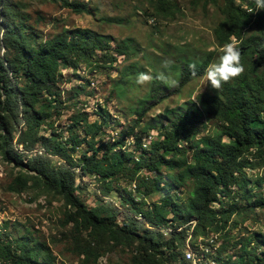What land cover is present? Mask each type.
<instances>
[{
    "label": "trees",
    "instance_id": "16d2710c",
    "mask_svg": "<svg viewBox=\"0 0 264 264\" xmlns=\"http://www.w3.org/2000/svg\"><path fill=\"white\" fill-rule=\"evenodd\" d=\"M51 1L73 12L87 11L85 5L69 0ZM200 1L205 9L214 6L222 15L214 30L218 49L231 35L238 37L244 73L214 94L198 97L199 104L190 101L142 126L167 97L166 91L179 94L219 59V50L203 56L180 53L178 63L163 72L174 73L177 81L168 86L155 73L150 93L133 113L137 115L133 126L105 144L101 135L110 117L105 110L97 113L101 119L96 121H90L87 112L75 111L69 118L68 136L59 129L57 122L69 109L62 97L63 70L82 65L101 69L116 63L119 56L134 50L133 41L114 49L112 38L88 28H64L45 37L31 21L28 2L0 0V161L13 167L6 189L62 202L63 235L81 264H97L117 251L130 253V264H199L188 246L190 237L221 235L230 225L236 226L235 217L248 221L258 210L264 211V175L250 176L264 169V13L256 9L255 0ZM153 7L159 16L174 17L179 11L173 0H154ZM252 26L257 32L247 35ZM193 64L196 76L189 67ZM209 122L214 125L211 129ZM138 128L141 134H136ZM155 130L158 135L148 144L146 139ZM129 137L135 139L133 150L127 146ZM84 145L88 150L76 158ZM86 177L100 184V203L93 208L79 196L82 188L77 179ZM123 182L130 192L122 211L104 198ZM155 195L161 197L151 202ZM192 221L195 226L189 225ZM4 230L0 226V264H58L59 257L46 239H13ZM234 244L240 247L235 264H264V233ZM224 250L223 245L217 249L214 264H232V257L225 261L220 255ZM189 252L191 258L186 257ZM200 254V264H210L211 254Z\"/></svg>",
    "mask_w": 264,
    "mask_h": 264
},
{
    "label": "rangeland",
    "instance_id": "374dc122",
    "mask_svg": "<svg viewBox=\"0 0 264 264\" xmlns=\"http://www.w3.org/2000/svg\"><path fill=\"white\" fill-rule=\"evenodd\" d=\"M25 1L29 3L27 12L31 16L32 23L37 25L45 37L49 34H57L64 28H88L95 33L112 38L114 49L119 43L133 41L134 50L126 56H119L116 63L105 64L101 69L82 65L77 70H63L65 81L61 87L66 93L62 97L69 109L64 111L57 125L59 129L66 132V137L68 136L66 129L70 124L69 118L75 111L87 112L90 121H96L101 119L97 113L105 110L109 112L110 117L101 138L105 144L113 143L114 140L128 133L133 126V121L137 118V115L133 113L153 86L152 81L145 85L136 83L139 71L150 72L154 76L155 73L161 74L167 70V67H164L165 61H170V65L178 63L177 58L181 54L195 53L203 56L216 50H219V56L221 53L216 44L214 30L220 24L222 15L214 6H208L205 9L200 0H173L179 8L174 17L156 15L153 7L154 0H69L70 3L87 7V11L81 13L73 12L64 7L61 2ZM260 11L264 13V9ZM108 19H118L121 23H110ZM254 32H257V28L252 26L248 29L247 35ZM128 74L132 78H127ZM164 75L174 83L177 81L174 73L166 72ZM119 92L123 93L122 97L119 96ZM215 92L216 90L212 89L202 77L191 81L179 94L166 91L167 97L147 115L142 126L168 111L184 108L190 101L199 104L198 97L212 95ZM165 123H168V120ZM213 126L209 122V128ZM141 133V128L136 129V134ZM157 135V130L152 131L151 139H146V142L150 144ZM127 139L128 148L133 150L134 137ZM87 150V146L81 147L76 158ZM39 153L41 154V150ZM12 168L0 161V226L7 228L4 230L5 236L9 235L13 239L22 236L42 237L52 244L55 255L59 257L58 264L62 262L81 264L78 256L68 250L67 237L63 235L66 232L62 226L64 204L47 196H38L35 192H26L22 195L9 193L6 187ZM257 172L251 173L250 176L256 179L257 175H264V169H260L259 174ZM78 184L82 188L79 192L80 198L88 207H96L100 203L98 198L101 193L100 184L89 177L77 179ZM126 187L128 184L123 182L119 189L114 190L104 199L114 202L123 211L121 204L128 198L130 192ZM132 194L136 200H140L138 194L133 192ZM186 196L184 195L183 200ZM160 197V195L152 196L150 201H158ZM123 217L122 214L120 218L123 219ZM234 221L236 226L230 225L228 232H223L221 235L209 232L208 236L200 234L197 240L189 238L187 243L195 252L197 262L198 258L203 259V254L198 257V251H205L211 254L207 258L208 262L214 264L216 251L223 245L226 251L224 250L220 255L225 261L228 257H232V264H235L239 259L240 247L235 248L234 243L243 238L246 239L253 233H264V211L258 210L256 214L249 216L248 221H244L241 216L235 217ZM195 224L196 221H192L189 225L195 226ZM168 231L167 229L166 236L169 234ZM191 241L198 245L199 250L192 246ZM104 257L107 264H130L128 252L117 251ZM186 257L188 258L187 255Z\"/></svg>",
    "mask_w": 264,
    "mask_h": 264
},
{
    "label": "clouds",
    "instance_id": "9594fccd",
    "mask_svg": "<svg viewBox=\"0 0 264 264\" xmlns=\"http://www.w3.org/2000/svg\"><path fill=\"white\" fill-rule=\"evenodd\" d=\"M255 4L256 9H264V0H255ZM239 43L238 37L231 35L229 42L225 43L220 48L222 54L219 56L218 61L209 64L206 68L202 79H205L212 89L218 90L223 84L238 78L244 73L245 68L241 62L242 58L238 47ZM170 63V61H165L164 67H168ZM189 67L193 76H196V66L193 64ZM153 78L150 72H140L137 74L136 83L138 85H145L151 83ZM158 79L165 83L174 84V81H171L164 73H161ZM98 264H107L106 258L101 257Z\"/></svg>",
    "mask_w": 264,
    "mask_h": 264
},
{
    "label": "bare ground",
    "instance_id": "6f19581e",
    "mask_svg": "<svg viewBox=\"0 0 264 264\" xmlns=\"http://www.w3.org/2000/svg\"><path fill=\"white\" fill-rule=\"evenodd\" d=\"M191 252H192V251H191ZM191 252H189V254H188V258H191V257H192Z\"/></svg>",
    "mask_w": 264,
    "mask_h": 264
},
{
    "label": "built area",
    "instance_id": "2783aa9c",
    "mask_svg": "<svg viewBox=\"0 0 264 264\" xmlns=\"http://www.w3.org/2000/svg\"><path fill=\"white\" fill-rule=\"evenodd\" d=\"M43 153V151L41 150V154ZM198 263H199V260H198Z\"/></svg>",
    "mask_w": 264,
    "mask_h": 264
}]
</instances>
